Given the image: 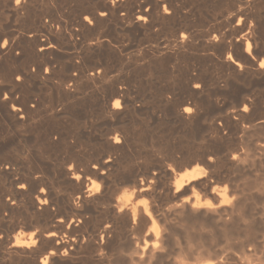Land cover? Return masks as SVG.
<instances>
[{
    "label": "bare ground",
    "instance_id": "bare-ground-1",
    "mask_svg": "<svg viewBox=\"0 0 264 264\" xmlns=\"http://www.w3.org/2000/svg\"><path fill=\"white\" fill-rule=\"evenodd\" d=\"M246 2L116 0L114 5L112 0H20L19 4L16 0H0V45L7 41L6 46L0 47V191L6 197L0 196V235L4 237L0 239V264H40V258L47 253H52L50 264H109L107 259L96 256L101 246L114 258V264H128L126 258L117 254L122 247L130 246L125 242L131 226V217L127 213L117 215L113 206L118 192L119 206L129 208L135 216L143 204L140 195L155 197L163 205L191 195L194 187L206 195L211 193L212 182H229L233 192L243 197L241 204H247V214L253 213L257 202L249 198L247 201V193L238 187L234 174H244L252 157L264 158V137L251 147L243 138L233 136L264 127V0H252L243 12L239 11ZM86 16L89 20H85ZM240 16L246 17L242 24L238 23ZM11 19L27 21L30 26H11ZM249 19L255 21L250 46L251 33L245 35ZM104 28L116 36L140 38L136 54L150 56L156 72L162 71L163 66L170 69L167 71L173 81L157 93L160 106L149 108L141 95L133 96L128 84L110 79L106 58L113 48L120 50L122 46L118 47V40L111 35L103 34ZM141 37L153 38L146 42L147 48L141 46ZM65 40L80 46L78 56L99 58L89 73L74 61V55L64 65L67 73L63 76L54 75L51 61L45 65L49 72L40 67L33 71L32 57L55 53ZM201 51L211 56L225 55L222 66L232 69L236 80L247 82L246 85L235 87L231 77L216 80L200 61H189L190 57L198 58ZM229 54L231 58L227 59ZM126 55L132 54L126 51ZM177 62L185 65L177 70ZM91 72L96 75L91 76ZM17 76L22 80H17ZM196 84L201 86L195 87ZM212 96L233 99L230 106L215 107L221 122L217 124L213 116L207 119L206 131L215 137H202L201 147L187 144L185 148L180 143L160 140V133L152 130L160 117L183 128L196 129L206 106H212ZM117 99L122 103L121 109L113 107ZM188 107L195 111L187 113ZM144 115L147 124L134 123V118ZM92 119H101L102 126ZM226 129L233 141L229 136H220ZM117 139L122 142L114 143ZM154 148L168 153L161 158ZM184 150L187 155L177 157L176 153ZM233 152L239 157L236 162L231 160ZM152 159H157L155 164ZM167 160L175 163V172L167 167ZM244 160L247 163L241 164ZM73 163L75 167L70 172L68 165ZM197 163L210 169V176L188 183L203 175L202 170L194 168L177 176V184L186 185L173 193L170 182L176 173ZM89 177L103 182L100 195L88 197L87 186L92 187ZM141 177H154L155 189L138 192L136 188L144 187ZM21 184L27 188L18 187ZM42 187L47 189L45 193H41ZM123 187L131 188L120 190ZM220 192L221 197L226 195ZM77 194L82 201L79 209L73 206ZM37 195L49 203L41 206L35 199ZM196 195L193 189V196ZM143 211H148L147 205ZM61 218L63 223H59ZM188 219L212 223L215 217H205L203 211L193 215L189 208ZM108 223L113 228L101 245L100 231ZM148 223V218L141 216L139 231ZM22 225L28 231L21 230ZM34 239L40 243L29 249ZM10 244L16 247L9 249ZM167 244L174 247L170 237ZM66 249L68 254H63ZM165 259L161 256L157 264H163Z\"/></svg>",
    "mask_w": 264,
    "mask_h": 264
},
{
    "label": "clouds",
    "instance_id": "clouds-1",
    "mask_svg": "<svg viewBox=\"0 0 264 264\" xmlns=\"http://www.w3.org/2000/svg\"><path fill=\"white\" fill-rule=\"evenodd\" d=\"M115 5L116 0H112ZM19 4L20 0H16ZM252 4V0H247L245 4H241L239 11L243 12L246 7ZM167 9V6H165ZM102 16L105 13H100ZM246 17L240 16L238 23L242 24ZM85 20H89V17H85ZM47 22V21H46ZM91 23V21H89ZM248 32L245 35L251 33V39L248 40L249 46L255 36L253 29L255 28V21L248 20ZM214 38L219 42V38ZM7 45V41L4 42V47ZM44 49L41 48V51ZM231 58L229 54L227 59ZM264 67V64L261 65ZM35 71V68H33ZM46 72L50 69L46 68ZM98 70L97 72H101ZM91 76H95V73H90ZM111 79V78H110ZM17 80H22V77L17 76ZM72 82H69L71 87ZM195 87L201 85L196 84ZM5 99L8 98L5 94ZM114 109H121L122 103L119 99L114 101ZM185 111L189 114L195 111V109L188 107ZM119 136V133L116 134ZM113 141V137H110ZM122 140H115L114 143H120ZM158 156L164 158V152L162 150L154 148ZM111 158V157H110ZM210 159H214L211 158ZM239 159L238 155L233 152L231 154V160L236 162ZM144 162V161H140ZM241 164H246L247 160L240 161ZM95 167V165H93ZM75 167V164H69L68 170L71 172ZM167 167L176 171V165L174 162H167ZM199 168L202 170L203 175L189 180L191 183L194 180L210 176V169L197 163L191 168H186L183 172L176 173L175 178L170 182V187L173 189V193L180 192L184 185L177 184V176L190 173L192 169ZM39 178V176H37ZM79 179V178H77ZM92 187L87 191L90 193L88 197H95L103 192V182L98 181L92 177ZM140 183L144 185L143 188H136L138 192H148L155 189L157 183L156 179L141 177ZM187 183V184H188ZM20 188H27V185H19ZM131 188L123 187L120 190ZM193 189L196 190L197 195L193 196ZM191 195L183 197L179 201L168 202L166 204H159L155 197L140 195L138 198L143 202L141 207L137 210L135 216L131 215V211L127 207H120L121 196L118 194L115 196L114 207L117 215H123L127 213L131 217V226L129 228L128 240L126 244H130L129 247H122L118 250V255L127 259L128 264H157L161 256L166 257L163 264H264V203L257 204L256 209H253L251 215L247 214V204H241L242 196L239 193H234L229 182L217 183L212 182L211 193L206 194L193 188ZM226 193L221 197V192ZM46 188H41V193H45ZM40 195H37L35 199L39 201L41 206L47 205L49 202L40 199ZM215 197V198H213ZM199 201V202H198ZM206 201V203H202ZM15 203V201H13ZM147 205L148 211H143V206ZM73 206L77 209L82 207L81 196L76 195L73 200ZM191 209L193 215L204 212L205 217L213 215L215 217L214 222L208 223L206 219L190 221L188 219V209ZM158 209V211H154ZM145 216L148 218V225L141 232L139 231L140 217ZM63 218L59 223H63ZM75 218L73 219V223ZM82 218L80 219V223ZM153 222L157 227L153 228ZM71 227V224L68 225ZM113 225L111 223L105 224L104 228L100 231V244L107 234L110 233ZM149 229H152L149 231ZM39 231V230H36ZM36 235V232L33 233ZM171 238L174 241V247L170 248L167 244V239ZM4 237L0 235V239ZM74 239V238H73ZM87 242V238L85 239ZM40 243L39 239H34L32 244L29 245V249L32 247H38ZM16 247L15 244H10L9 249ZM69 249H66L63 254H68ZM52 253H47L40 258V264H50ZM96 256L101 259H107L109 264H114V258L110 257L106 250L101 246L96 251Z\"/></svg>",
    "mask_w": 264,
    "mask_h": 264
},
{
    "label": "rangeland",
    "instance_id": "rangeland-1",
    "mask_svg": "<svg viewBox=\"0 0 264 264\" xmlns=\"http://www.w3.org/2000/svg\"><path fill=\"white\" fill-rule=\"evenodd\" d=\"M196 18H198V17H196ZM13 20H14V23H13ZM11 23H12V25H11ZM9 24L11 26H15L17 28L23 27L25 29H28V27L30 26L27 21L22 22V20L16 21L15 19H11L9 21ZM101 31L103 32V34L105 33V34L111 35L112 38L115 39L116 41L118 40L119 43L118 42L117 43L119 46L117 44L115 46H118V47L122 46L120 48V50L113 48L112 51L110 52L111 54L108 56V58H106V59H108L107 61H108L109 77L111 79H120L123 83L128 84L130 87H132L133 96H136V94L141 95L142 98L144 99V102H146V105L149 108H157L158 106H160L161 104L159 103L160 102L159 98H157L158 97L157 93L159 90L166 87L167 85H169L173 81V79L171 78V74L168 73V71L170 69L169 70H168V68L165 69L166 66H163V70L162 71L159 70L160 72L158 71L160 73L159 74L158 72H156V70H155L156 64L153 62V60L150 58V56L143 55V57H141V56H138L136 54L137 51L139 50L138 46H136V45L139 44L138 41L140 40V38L132 36V35L131 36H127V35L116 36L114 33L110 32V30L108 28H104ZM90 38H93V36H88V39H90ZM148 39L151 40L153 38L150 37V38H147V40H146V38L141 37V40L143 43L141 46L143 48L148 47V44H146ZM120 43H122V44H120ZM127 47H132V49L131 48L125 49ZM126 51H127V53H131L132 55H129V57H128V55H126ZM78 52H80V46L74 45V44H72V42L65 40L62 43L60 50H57L55 53L49 54V55H43V56L39 55V56L32 57V62L30 64V67L31 68L40 67L44 71L46 63L51 61L50 63H52L54 75L57 77L63 76L67 73V71L65 70V66L71 62L70 60L74 55V57H75L74 61H78L82 66V70L85 73L86 72L89 73L91 71V68L94 66L95 62L99 58L96 56H89V57L78 56L76 54ZM124 53H125V56L123 55ZM71 54H72V56H71ZM199 54H198L199 57L197 56L198 58L193 57L194 58L193 59L192 57H190L191 59L189 58V61L190 60L192 62L200 61L199 63L202 66H206L205 68L208 69V73L210 76H212V78L218 80L220 78L230 79V77H231L232 80L230 79V81L237 84V85L234 84L235 87L242 88L243 85H246L247 82L243 83L241 81L236 80V78L234 77V74L232 72V69L227 70L225 67L222 66V61H223V59H225V55L224 56L222 55L221 57H219L218 55H215V56L212 55V56H214V57H212L211 55H209V52L206 53L203 51H201ZM200 56H201V58H200ZM139 57H141V58H139ZM138 58L140 61L138 60ZM208 58L212 61L210 62V60ZM216 58H220V59H216ZM100 59H102V58L100 57ZM133 59H136L137 62L133 61ZM141 59H142V61H141ZM126 61L127 62L129 61L128 64ZM138 61H139V63H138ZM145 61H147L148 63ZM177 64H178L177 70H178V68L181 69L185 65L184 62L183 63L177 62L176 65ZM177 70H176V72H177ZM164 72H166V73H164ZM176 72L174 74H176ZM124 73H125V75H124ZM138 73H139V75H138ZM140 75H142V76H140ZM141 86H142V88H141ZM236 94H233V96ZM218 99L216 97L212 96V102H211L212 106L211 107L206 106L207 108L204 109V110H206V113L203 116L202 121L197 125L196 129L195 128H191V129L190 128H183L181 124L171 122L168 118L164 119V117H160L161 118L160 122H157L158 124H154L152 127V130H156L160 133V137H159L160 140H169L170 142L176 143L178 145L180 143L185 148H186L187 144H189V145L194 144V147H196V148L201 147L202 146V144H201L202 137H204V138H208L209 136L215 137L213 135H209V133L206 131V129H207L206 127L208 126L207 119H209V117L211 118L213 116L212 119H215L217 124H218V122H221L218 119L221 116V114H220L218 108H215V107L216 106L220 107V106H223L224 104L225 105L227 104L230 106L233 97L232 96L230 98L226 97L224 99L223 97L218 96ZM208 109H210V110H208ZM208 115H211V116H208ZM94 120L96 121L95 124L97 126H99V127L102 126L103 122L101 119H94ZM94 120L92 119V121H94ZM133 121L136 124H141V123L147 124L146 122L148 120H147L146 115H144V116H139L137 118H134ZM202 124H204V125L202 126ZM227 131H228L227 129L224 130L223 134H221L220 136H225V137L229 136L232 138V136L229 135V131L228 132ZM195 134L198 136H195ZM241 136H242L241 133H239L233 137L234 138H238V137L243 138V140L247 141L249 143V145L252 147L253 144H255L258 140L263 139L264 127H262V128L258 127L257 129L253 130L252 132H249V134L243 135L242 137ZM231 138H229V139L231 141H233L234 138H232V139ZM167 153H168L167 151L164 152V156ZM176 155H177V157H182L184 155H187V151L186 150L180 151V152L176 153ZM156 160L157 159H152L151 163L155 164ZM251 160L248 162V168L244 174L243 173H235L234 176L237 179L238 187L240 189L244 190V194H245V192L247 193V194H245V196H246L245 198L247 199V201L249 198L250 201L255 200L254 202H257V204H261V203H264V191H263L264 190V158H261L259 156H255V157H252ZM165 162L167 163V162H169V160H167ZM50 166L51 165H48V167H50ZM240 174H242V175H240ZM221 183H223V182H221ZM62 186H67V185L62 184ZM0 196H2L4 199H6V197H4L2 191H0ZM250 201H248V202H250ZM21 230H24V231L27 230L28 231V228L25 225H22Z\"/></svg>",
    "mask_w": 264,
    "mask_h": 264
},
{
    "label": "snow or ice",
    "instance_id": "snow-or-ice-1",
    "mask_svg": "<svg viewBox=\"0 0 264 264\" xmlns=\"http://www.w3.org/2000/svg\"><path fill=\"white\" fill-rule=\"evenodd\" d=\"M21 185H23V184H21Z\"/></svg>",
    "mask_w": 264,
    "mask_h": 264
}]
</instances>
